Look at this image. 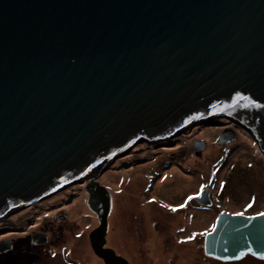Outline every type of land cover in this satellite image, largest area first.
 Returning a JSON list of instances; mask_svg holds the SVG:
<instances>
[{"label": "water", "instance_id": "water-1", "mask_svg": "<svg viewBox=\"0 0 264 264\" xmlns=\"http://www.w3.org/2000/svg\"><path fill=\"white\" fill-rule=\"evenodd\" d=\"M220 118L264 154V0H0V221L89 179L91 247L128 264L105 249L97 180L134 146ZM204 249L264 261V212L220 213Z\"/></svg>", "mask_w": 264, "mask_h": 264}, {"label": "rangeland", "instance_id": "rangeland-1", "mask_svg": "<svg viewBox=\"0 0 264 264\" xmlns=\"http://www.w3.org/2000/svg\"><path fill=\"white\" fill-rule=\"evenodd\" d=\"M227 131L233 132L234 141L220 145ZM105 169L97 181L107 188L113 201L107 234L110 241L108 244L106 236V243L131 264H264L251 256L236 262L204 261L202 249L219 211L260 213L264 210V154L251 133L242 126L225 118L210 119L169 139L140 143ZM88 182L89 179H84L43 199L40 202L42 213L36 209L32 214L42 223L53 221L57 224L60 210L72 211L68 219H64L69 228L55 232H59L56 236L63 241H79L75 248L80 249L74 259L94 252L90 234L99 226L97 217L87 206L85 187ZM209 189L216 205L213 209L186 206L190 197ZM148 198L156 201H145ZM160 201L173 205L169 212L157 205ZM28 207L31 206L17 212ZM175 211H179L178 216ZM17 212L9 217L18 228L16 220L20 213L12 217ZM74 213L77 214L73 216ZM23 222L30 224L25 217ZM147 222L157 225L156 231L153 228L146 231ZM8 227L11 225L0 224V237L10 232H5ZM177 229L186 233H174ZM81 232L85 239L78 238ZM187 233L189 236L185 238ZM86 256L89 263L96 262L91 254Z\"/></svg>", "mask_w": 264, "mask_h": 264}, {"label": "flooded vegetation", "instance_id": "flooded-vegetation-1", "mask_svg": "<svg viewBox=\"0 0 264 264\" xmlns=\"http://www.w3.org/2000/svg\"><path fill=\"white\" fill-rule=\"evenodd\" d=\"M209 190H210L209 192H210V199H211L210 206H206V207L201 206L199 202L197 201L200 194L204 191H201V192L199 191V194H195L192 197H190L189 200H186L187 201L186 206L196 205L198 208L203 209V210L213 209L216 205L211 195L212 190L211 189ZM152 199L153 200H151V198H148L145 201L150 200V202L154 203L156 199L155 198H152ZM42 200H39L36 203L29 205L31 207L25 208L12 216V217L18 216L17 214L20 213L18 216L19 219L17 218L16 220L17 224L19 225L18 228L14 226L15 223H12L11 217H8L1 221L0 224H4L7 226L11 225V228L8 227L5 230V232L6 231H10V232H7L6 234H3L0 237V264H92V263H89V261L85 260L87 258L86 256L87 254H91L93 259L96 261L93 264H99L98 263L99 261L101 262L100 264H104L105 261L102 258L95 255L94 252L92 251L88 253H84L83 255H79L76 257V259L73 258L74 254L76 256V254L78 253L80 249V248H75V244L78 245L79 241L78 242L63 241L61 237L56 236V234L59 232H55L56 230L64 231L69 228V225L67 224V220H66V225H67V228H66L64 219H68L72 211H69L67 209H65V211L60 210L59 214L57 213V218L59 219V222L57 224H55V222L53 223V221L51 223H49L50 221H46L42 223L40 218H37L34 215H32L36 209H38L40 213H42L41 212L42 206L40 203L42 202ZM184 203L185 202H183V204ZM157 205L162 206L168 212H169V207L173 206L170 203L166 204L165 201H160V204H157ZM223 211H219L218 214L222 213ZM175 213H177V216H178L179 211H175ZM227 213H230L233 215L241 214L245 216L257 215L256 213H248V212H237V213L227 212ZM76 214L77 213H74L73 216H75ZM47 216H49V214L46 215L45 217ZM85 216L91 217V215H87V214ZM24 217H25V220L29 221L30 224L23 222ZM23 225L27 227H23ZM87 227L90 228L91 225H88ZM154 227L156 228L157 225H154V224L151 225L149 222H147L145 226L146 231L148 232L151 231V228L155 230ZM30 229H33V230H30ZM166 232H167V229L163 231V234H164L162 235L163 237L166 236ZM174 233L180 234V233H186V231H183L182 229H177L176 232L174 231ZM88 234H87V239L89 238ZM81 236H83V232H81V235L78 238H80ZM188 236L189 235L187 233L184 237L187 238ZM109 238L110 237L108 236L107 237L108 244L110 241ZM83 239H85L84 236H83ZM107 243H106L105 249H110L114 251V253L118 257L124 259L128 264H131V262L124 255H121L120 253H118L115 248L108 245ZM66 244L67 245L69 244L70 247H68ZM202 249H203L204 256H205L204 261H209V260L215 261V259L206 256L204 244L202 246Z\"/></svg>", "mask_w": 264, "mask_h": 264}, {"label": "bare ground", "instance_id": "bare-ground-1", "mask_svg": "<svg viewBox=\"0 0 264 264\" xmlns=\"http://www.w3.org/2000/svg\"><path fill=\"white\" fill-rule=\"evenodd\" d=\"M218 127H220V126H218ZM134 147H135V146H134ZM130 150H131V149H130ZM130 150H129V151H130ZM127 152H128V151H127ZM189 161L191 162V160H189ZM232 213H233V212H232ZM262 213H263V212H262Z\"/></svg>", "mask_w": 264, "mask_h": 264}, {"label": "trees", "instance_id": "trees-1", "mask_svg": "<svg viewBox=\"0 0 264 264\" xmlns=\"http://www.w3.org/2000/svg\"><path fill=\"white\" fill-rule=\"evenodd\" d=\"M262 212H264V210H263ZM262 212H260V213H262ZM260 213H256V214H260ZM252 258H253V257H252Z\"/></svg>", "mask_w": 264, "mask_h": 264}]
</instances>
